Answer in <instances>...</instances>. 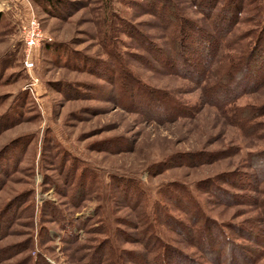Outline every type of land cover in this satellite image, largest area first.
I'll return each mask as SVG.
<instances>
[{
    "label": "rangeland",
    "instance_id": "374dc122",
    "mask_svg": "<svg viewBox=\"0 0 264 264\" xmlns=\"http://www.w3.org/2000/svg\"><path fill=\"white\" fill-rule=\"evenodd\" d=\"M165 2L210 28L209 18L189 0H0V248H11L6 254L13 255L0 264H22L28 255L39 264H78L64 238L74 233L79 243L88 245L89 234L79 229L88 219L91 222L84 229L96 227L93 223L100 219L112 227L111 234L122 229L130 240L121 244L127 264H149L140 260L144 248L135 217L116 185L115 195L123 201L120 207L115 203L113 179L135 178L156 199L162 184L181 181L196 194V182L224 171L236 173L237 165L244 163L242 158L253 147H248L241 132L226 124L214 106L203 103L194 84L165 73L160 62L164 57L157 60L143 45L151 41L153 51L171 55L164 41L169 17L161 21L158 14ZM33 16L43 38L33 52L34 68L28 70L22 32ZM102 17L115 25H133L137 36L122 32L116 44L127 70L137 72L152 87L177 93L186 105L198 109L194 118L147 120L139 107L133 109L134 94L126 90L134 84L125 82V70L119 72L122 68L101 43V29L108 30ZM255 27L242 23L246 31ZM247 98L264 102V90ZM225 144L240 145L242 151L200 166L186 164L199 158L191 152L216 153ZM75 171L78 177L70 181ZM239 176L231 174L230 181ZM217 179L215 185L241 192ZM94 183L95 191L81 187ZM30 204L34 213L26 218ZM240 209L231 207L220 214L222 205L209 203L207 208L211 215L235 224L243 217L235 215ZM14 216L4 231V223ZM162 230L168 238H177ZM30 239L32 249L24 250ZM242 241L243 246L255 247ZM172 244L186 249L178 242ZM189 252L200 255L194 249ZM132 253L136 261L129 258ZM258 264H264V258Z\"/></svg>",
    "mask_w": 264,
    "mask_h": 264
},
{
    "label": "trees",
    "instance_id": "16d2710c",
    "mask_svg": "<svg viewBox=\"0 0 264 264\" xmlns=\"http://www.w3.org/2000/svg\"><path fill=\"white\" fill-rule=\"evenodd\" d=\"M148 1L150 0H146ZM189 1L193 8L209 18V29L197 20L184 17L176 5L168 0L171 7H167V2L162 3L159 7L163 12L158 14L161 21L163 18L166 21L165 16L169 17L168 25L164 27V41L171 47V55L162 50L153 51L151 41H145L143 45L149 53H155L154 58L157 60L164 57L160 62L165 68V73L184 78L200 89L203 103L214 106L224 117L226 124L239 130L247 140L248 147L253 148L242 158L243 165H237L236 173L224 171L219 173L220 176L196 182L195 188L199 190L196 194L188 184L173 181L160 185V195L154 199L141 181L132 177H115L112 183L114 200L118 207L124 200L134 214L135 228L144 248V254L140 258L142 262L146 260L149 264H258L264 258V102H250L247 97L264 90V0ZM102 20L108 24V30L101 29V43L122 68L119 72L125 70L128 74V80L125 79L126 74L123 77L125 82L134 84L126 90L134 94L133 109L139 107L147 120L162 121L163 117H173L175 120L194 118L198 109L186 105L177 93L167 88L152 87L150 83L143 82L137 72L127 70L124 53L116 44L122 32L132 37L137 36L136 31L131 30L133 25L128 22L115 25L107 17H102ZM173 21L176 24H172ZM243 22H251L257 27L246 31V28H242ZM137 86L140 89H136ZM243 100L247 101L242 103ZM160 108L166 111H156ZM241 151L242 146L233 144H225L221 151L216 153L193 151V158H199L186 164L200 166L220 160L221 157L237 156ZM176 158L170 162L174 163ZM244 168L249 171H242ZM83 173L80 176H83ZM231 174L240 176L230 181ZM77 177L76 171L73 172L70 181ZM215 179L232 184L233 188H239L241 192L219 187L214 184ZM115 185L116 189L122 192L123 200L115 195ZM81 187H86L89 192L95 191V183ZM212 197L218 199L217 203ZM209 203L222 205L224 210L220 214L231 207H241L235 215L243 217L236 224L222 221L208 212ZM27 207L30 210L28 209L26 218H32L34 206L30 204ZM16 216L12 217V221L4 223V231L15 221ZM90 220L88 219L86 224H89ZM104 222L106 221L100 219L93 223L96 227L84 229V224L79 228L89 234L85 239L88 245L79 243L78 235L67 233L64 240L70 244L68 248L72 251L71 257L79 261L78 264H127L124 259L126 249L122 248L121 244L130 240L123 235L122 229H116L111 234L112 227ZM162 228L165 232L176 234L177 238H168ZM32 240L30 239L24 250L32 249ZM242 240L252 243L255 247L243 246ZM172 242L183 244L186 249L178 248ZM89 248L91 250L88 252L84 251ZM10 249L0 248V263L13 257L6 254ZM192 249L200 255L191 256L189 250ZM129 258L137 260L135 253ZM22 264L39 262H34V257L28 255Z\"/></svg>",
    "mask_w": 264,
    "mask_h": 264
},
{
    "label": "built area",
    "instance_id": "2783aa9c",
    "mask_svg": "<svg viewBox=\"0 0 264 264\" xmlns=\"http://www.w3.org/2000/svg\"><path fill=\"white\" fill-rule=\"evenodd\" d=\"M22 33L23 41L26 48L24 64L28 70H31L34 68L35 65V61L33 59V52L36 48H38L43 38L40 23L35 16L30 17L27 23L23 26Z\"/></svg>",
    "mask_w": 264,
    "mask_h": 264
}]
</instances>
